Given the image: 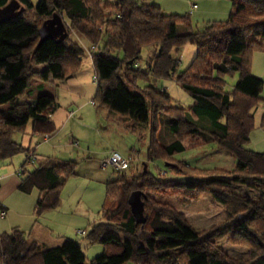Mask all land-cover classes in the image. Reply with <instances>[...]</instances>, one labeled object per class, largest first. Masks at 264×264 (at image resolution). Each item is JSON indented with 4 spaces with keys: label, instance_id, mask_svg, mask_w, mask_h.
Masks as SVG:
<instances>
[{
    "label": "trees",
    "instance_id": "obj_1",
    "mask_svg": "<svg viewBox=\"0 0 264 264\" xmlns=\"http://www.w3.org/2000/svg\"><path fill=\"white\" fill-rule=\"evenodd\" d=\"M8 1L0 0V7ZM15 1L22 11L0 23V161L26 155L16 173L18 190L37 192L34 217L58 206L62 184L76 175L75 162L46 157L32 170L24 168L32 163L28 157L33 151L15 143L12 135L24 133L28 123L31 135L52 134L55 127L49 115L56 103L48 95L28 102L18 99L32 79L52 84L76 74L84 53L67 36L69 30H76L91 44H101L90 57L93 105L148 130L145 162L160 160L174 174L198 178L164 180L166 175L156 177L146 167L129 178L124 177L125 170L115 172L117 178L105 185L100 221L90 224L83 236L88 243L102 246L87 264H264V152L244 148L253 129L251 111L263 84L250 73V56L264 44V0H227L231 11L226 19L209 22L201 30L189 22L187 13L164 14L158 6L136 0L109 3L112 12L106 16L100 10L103 0H37L35 5L30 0ZM53 13L64 22L66 37L60 43L48 39L37 45V30ZM100 26L117 31L101 33ZM187 43L194 46L195 54L178 71L174 52ZM143 48L149 49L144 69L139 66ZM235 74L234 85L224 91V78ZM158 79L174 80L192 99L191 106H170L166 92L151 83ZM137 81L145 85L139 87ZM158 114L170 116L173 140L167 145L156 141ZM259 126L264 127V115ZM200 133L235 158L231 170L193 169L173 158L185 150L184 140ZM227 187H243L258 196L254 200L239 196ZM167 191L177 192L175 202L164 195ZM132 193L141 203L139 217L131 212ZM204 193L222 206L226 218L205 230H194L177 205ZM227 235L231 244L249 249L247 258H231L216 248L214 240ZM0 264L86 263L74 240L64 238L56 247L38 250L14 227L0 234Z\"/></svg>",
    "mask_w": 264,
    "mask_h": 264
},
{
    "label": "rangeland",
    "instance_id": "obj_2",
    "mask_svg": "<svg viewBox=\"0 0 264 264\" xmlns=\"http://www.w3.org/2000/svg\"><path fill=\"white\" fill-rule=\"evenodd\" d=\"M103 1L104 3L100 5V10L106 16L112 12L107 5L111 1L114 2V0ZM136 1L156 5L164 14L178 16H184L186 14L187 0ZM191 1L198 6V10L194 12V15L189 16V22L196 30L203 29V26L209 22H222L230 13V3L227 0ZM30 2L35 5L37 0H30ZM100 28L101 33L106 32L108 35H114L117 31L111 27L104 28L100 26ZM100 45V43L94 44L96 48ZM148 54V48H143L140 52L139 66L142 69H144V63ZM194 54V46L188 43L180 47L177 52H174V58L178 61V71H182L190 63ZM250 57V73L252 76L261 79L263 84L258 96V102L251 111L253 129L249 133L248 142L244 144V148L252 152L261 153L264 152V127L259 126L261 116L264 115V44L260 50L253 51ZM41 68V66L38 67V69ZM74 77L72 80L62 81L56 90L57 95H59V101L69 100L66 104L67 107L61 105L63 110L67 108V112H70V110L74 111L78 103L82 102L86 104L78 114L75 113L73 118H70L74 123L73 129L69 124L70 126L68 125L59 131L57 139L61 148L59 151L62 152L60 154L62 156L61 160L74 161L76 174L75 176L67 178L60 188L59 199H61L62 208L59 210V214H63L66 217H75L76 213L77 215H81V213L88 211L89 208L95 213L94 219L97 216L99 217L98 213L105 195V185L107 182L117 178V174L111 167L100 168V161L113 151L118 152L121 156L129 160L130 165L123 173L126 178L140 173L143 164L145 165L146 163L145 167L149 173L156 177H158L159 173L162 176L166 175L164 180L178 179L180 182H185L198 179L194 176L174 174L160 160L154 159L145 162V151L148 144V130L145 127H133L125 117L123 118V116L114 113H111L112 116L110 117L112 118L107 121V126H105L104 117L94 115V108L89 106V101L93 99L95 93L94 73L91 60L86 51L84 52L80 68ZM236 79L237 74L232 78L225 77L224 91L229 92ZM152 82L157 88L166 90L170 106L181 107L183 109L191 106L192 99L179 88L174 80L158 79ZM143 85L145 83L137 81V86L142 87ZM74 99L78 100L77 104L70 102ZM63 110L59 111L60 114L63 113ZM169 120L170 116L168 114H158V131L156 133V141L158 143L168 144L173 139L169 130ZM25 135V133H14L12 140L15 143L25 145V143H21L22 140L24 142L27 139ZM70 143H77V147L72 150ZM182 145L185 150L181 153L174 154L173 158L183 162L190 168L201 170H210L213 168L231 170L235 166V158L225 150L219 148L205 133H200L193 138L184 140ZM24 161V153H18L9 159L0 161V174L6 168L10 167L11 163L12 165L18 166L19 164L22 165ZM32 167L34 165L30 163L24 165L27 171H30ZM196 177H200V175ZM226 190L234 192L239 196H249L253 200L258 196L257 193L243 187H227ZM146 193L153 197L159 196V194H155L150 190H146ZM164 195L170 197L172 202H175L172 198L179 197L177 192L173 191H167ZM177 209L194 230H205L222 222L226 218L222 206L212 202L206 193L196 196L193 200L189 199L184 204L177 205ZM87 228L89 227L87 226ZM77 229L79 227H77L76 223L65 226V230L71 233L72 236H74L72 231ZM10 230L11 228H8L5 233H8ZM76 241L82 251L86 264L102 251L101 245L90 244L83 236H78ZM214 243L221 253L231 258L244 259L248 257L249 249L246 246L231 244L228 235L215 239ZM127 264L133 263L129 262Z\"/></svg>",
    "mask_w": 264,
    "mask_h": 264
},
{
    "label": "crops",
    "instance_id": "obj_3",
    "mask_svg": "<svg viewBox=\"0 0 264 264\" xmlns=\"http://www.w3.org/2000/svg\"><path fill=\"white\" fill-rule=\"evenodd\" d=\"M190 3L195 5V10L189 16L194 15V12L198 10V6L196 5V3L191 0H187L185 10L186 13ZM229 7L230 12L231 6ZM67 36L73 43L77 44L80 47L83 53L85 51L87 52L91 45H94L91 44L82 34L77 32L76 30H69ZM74 76L65 81L74 79ZM61 83L62 81L47 84L32 79L30 80L29 86L25 90V93L18 99L19 102H28L40 95H48L52 97L56 103L55 110L49 115V119L55 127V131L52 134L48 136L31 135V123H28L24 132L27 139L24 140V142L23 140L21 142L25 143V145H20L29 149L30 151H33L32 154L37 157L36 160L30 163L34 165V167L46 157L55 159L62 158V156L60 155L62 152L59 151L61 149L60 144L57 140L59 131L69 124L71 125L69 126L73 129L74 123L70 118H73V115L75 113L78 114V112L86 105L82 102L78 103V105L74 109L75 112L73 110L67 112V108L63 110L61 105H65L64 107H67L66 104L69 100L59 101V95H57L56 90ZM70 102H74L77 104L78 100L74 99ZM90 102L92 101H89V106L94 108V115H96L97 117H104V125L107 126V121L111 120L112 118L110 117L112 116L111 112L104 107L90 105ZM61 110H63L62 114H60L59 112ZM69 113H71V115H69ZM125 119L133 127H137V125L133 124L127 118ZM158 144L167 145L166 143ZM70 147L72 148V150H74L77 147V143H70ZM25 156L26 155L24 154V157ZM18 166L12 165L11 163L10 167L6 168V170L0 174V176L2 177L0 181V208L4 209L5 212L4 216L0 218V234L5 233L8 228L12 229L15 227L19 231H21L27 242H34L38 250H44L60 245L64 238H70L78 244L76 238L79 235L76 234V231H87V226L89 227L90 224L100 221V216H97V218L95 219L93 218L95 213L89 208L88 211H86L85 213H81V215H77L76 213L75 217H66L63 214H59V210H61L62 208L61 199H59V204L54 210L44 212L39 217L35 218L33 214V207L37 198V192L35 190H32L29 193L25 194L18 190L19 176L18 174H16L17 169L20 167ZM34 167H32V169ZM71 223H76L77 227H79V229L72 231L74 236H72L71 233L65 230V226Z\"/></svg>",
    "mask_w": 264,
    "mask_h": 264
},
{
    "label": "water",
    "instance_id": "obj_4",
    "mask_svg": "<svg viewBox=\"0 0 264 264\" xmlns=\"http://www.w3.org/2000/svg\"><path fill=\"white\" fill-rule=\"evenodd\" d=\"M22 7L15 0H10L0 7V23L14 19L20 12ZM38 41L37 45L43 43L45 40H53L55 43H60L66 37V30L64 22L61 17L53 13L50 18L44 20L37 30ZM143 172L145 171V165L142 166ZM131 212L134 217L141 215V203L139 202L135 193L130 197Z\"/></svg>",
    "mask_w": 264,
    "mask_h": 264
},
{
    "label": "built area",
    "instance_id": "obj_5",
    "mask_svg": "<svg viewBox=\"0 0 264 264\" xmlns=\"http://www.w3.org/2000/svg\"><path fill=\"white\" fill-rule=\"evenodd\" d=\"M195 10V5L190 3L188 6L187 14L190 15ZM99 30V28H97ZM96 47L94 45H91L88 49V57L90 58L91 55L95 52ZM90 105H93L92 102H90ZM71 115V113H69ZM36 156L29 155L28 159L30 161L36 160ZM129 160L123 156H121L118 152H111L106 158L102 159L100 161V168H106L107 166L111 167L115 172H121L128 168ZM2 177L0 176V180ZM4 209L0 208V218L4 216ZM76 234L79 236H84L85 231H76Z\"/></svg>",
    "mask_w": 264,
    "mask_h": 264
}]
</instances>
